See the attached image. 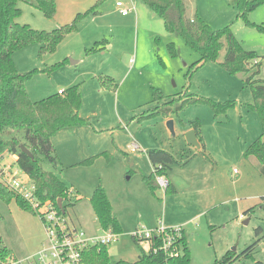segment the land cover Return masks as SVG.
<instances>
[{
  "label": "rangeland",
  "instance_id": "1",
  "mask_svg": "<svg viewBox=\"0 0 264 264\" xmlns=\"http://www.w3.org/2000/svg\"><path fill=\"white\" fill-rule=\"evenodd\" d=\"M118 1L55 0L51 14L35 0L18 1L16 21L46 32L98 8L54 50L41 52L35 41L13 54L17 69L31 72L26 87L34 101L81 87L80 114L88 121L57 131L58 165L44 162L72 190L64 202L67 219L88 234L102 235L91 203L102 186L123 228L108 245L115 262H134L150 250L148 241L132 236L138 228L182 226L191 264H215L229 250L239 255L233 264H264V175L257 158L245 154L262 133L257 112L248 106L253 92L246 81L255 71V79H264V3L245 18L231 0H186L189 17L198 12L213 29L230 25L243 48L259 54L260 65L253 60L250 72L233 74L221 64L225 49L218 61L192 68L200 54L168 30L159 13L144 0H120L135 5L123 16ZM97 41L107 49L88 53ZM100 76L116 85H104ZM189 96L204 99L185 101ZM209 100L229 104L216 111ZM171 119L175 134L168 127ZM197 119L201 148L186 137ZM150 149L167 150L177 159L165 174L175 191L145 181L153 173ZM3 158L15 162L10 155ZM0 216V245L18 257L41 248L46 232L37 213L0 198ZM252 245V253L242 256Z\"/></svg>",
  "mask_w": 264,
  "mask_h": 264
},
{
  "label": "trees",
  "instance_id": "2",
  "mask_svg": "<svg viewBox=\"0 0 264 264\" xmlns=\"http://www.w3.org/2000/svg\"><path fill=\"white\" fill-rule=\"evenodd\" d=\"M18 1L0 0V157L16 155V165L35 182L41 200L51 199L58 206L59 198H63V203L65 200H71L72 190L67 188L54 171L46 169L44 162L58 165L59 157L53 143V136L57 131L65 127L85 124L88 121V118L80 114L81 87L80 84H76L63 90L62 93L57 92L34 101L26 87L27 78L31 72H20L15 65L13 54L16 50L35 41L41 44V52L54 50L67 33L78 28L79 21L85 15L91 12L97 13L98 8L94 7L85 14L78 13L71 23L46 32L16 21L21 11ZM35 1L47 14L55 10V0ZM144 1L163 17L169 31L179 33L187 44L200 54V58L193 63L192 68L197 69L208 61H218L224 49L225 57L221 64L230 73L250 72L254 65H260L257 60L260 57L259 54L253 50H245L230 25L221 29H213L199 16L198 12L193 17H189L186 0ZM231 1L238 9V16L245 18L248 17L249 12L264 3V0ZM100 43L97 41L87 50L88 53L103 50L105 46L102 47ZM253 60L255 63L251 65ZM256 74L258 71L251 74L246 81L253 92V102L248 106L257 112L262 133L247 147L245 154L257 158L260 171L264 175V79H255ZM100 79L104 85H116L109 76H100ZM203 99V97L189 96L185 101ZM209 103L216 111L224 109L229 104L212 100H209ZM189 124L190 129L196 130L201 147H204L200 121L197 119ZM21 144L30 149L33 157L22 152ZM147 154L153 165V173L144 178L147 184L154 188L157 185L156 176L167 174V169L176 163L177 159L171 152L163 149H151ZM92 159L94 158L87 159L85 162ZM169 190H176L171 182L166 191ZM0 198L5 201L15 199L22 208L32 210L17 192L6 187L1 181ZM91 203L102 229L123 233L120 220L104 187L99 186L94 190ZM64 208L66 210V205ZM177 242L182 249L177 256L167 255L161 249L160 239H155L150 250L148 252L142 250L134 262L113 261L108 245L90 248L86 252V260L88 264H191V249L187 242L185 229ZM154 247L157 250H154ZM254 247L255 245L248 247L242 252V256L251 254ZM11 254L6 246L0 245V257L5 258ZM238 258L239 255L235 251L229 250L215 264H233Z\"/></svg>",
  "mask_w": 264,
  "mask_h": 264
},
{
  "label": "built area",
  "instance_id": "3",
  "mask_svg": "<svg viewBox=\"0 0 264 264\" xmlns=\"http://www.w3.org/2000/svg\"><path fill=\"white\" fill-rule=\"evenodd\" d=\"M117 6L124 16L135 10V5L128 6L123 1H118ZM62 91L59 92L62 93ZM133 146L140 147L137 142H134ZM10 156L17 159L16 155ZM234 171L238 172L236 168ZM0 181L17 192L31 206L32 210L40 216L46 232V239L37 251L23 257L13 254L5 258L0 257V264H88L86 252L90 248L109 245L120 238L121 234L111 229H103L102 235L88 234L70 222L53 200H41L37 193V185L16 165V162L0 157ZM156 182L165 191L170 185L165 175H157ZM183 229L182 226L175 228L161 226L153 231L138 228L132 236L137 241H148L150 248L155 239H160L161 249L167 255L177 256L182 252L177 240L182 236ZM154 250L157 248L154 247Z\"/></svg>",
  "mask_w": 264,
  "mask_h": 264
},
{
  "label": "water",
  "instance_id": "4",
  "mask_svg": "<svg viewBox=\"0 0 264 264\" xmlns=\"http://www.w3.org/2000/svg\"><path fill=\"white\" fill-rule=\"evenodd\" d=\"M168 127L170 129V131L175 134V130H174V120H169L168 121ZM187 141L188 143H190L191 145L197 146L198 148H201V143L198 139V135L195 129H190L187 134ZM20 148L22 150V152L28 154L29 156L33 157L32 152L30 151L29 148H27L24 144L20 145ZM58 206L60 207V209L62 210V212H66L65 208H64V204H63V198H59L58 199Z\"/></svg>",
  "mask_w": 264,
  "mask_h": 264
},
{
  "label": "crops",
  "instance_id": "5",
  "mask_svg": "<svg viewBox=\"0 0 264 264\" xmlns=\"http://www.w3.org/2000/svg\"><path fill=\"white\" fill-rule=\"evenodd\" d=\"M119 1H120V0H119ZM119 12H120V11H119ZM131 12H133V11H131ZM131 12H130V13H131ZM130 13H129V14H130ZM129 14H128V15H129ZM123 16H124V15H123ZM125 16H127V15H125ZM107 44H108V43H107ZM105 49H107L106 46L104 47L103 50H105ZM60 90H61V89H60ZM60 90H59V91H60ZM132 143H134V142H132ZM150 150H151V149H150ZM148 151H149V150H148ZM148 151H147V153H148ZM152 168H153V165H152ZM170 182H171V181H170ZM171 184H172V182H171ZM173 186H174V185H173ZM174 187H175V186H174ZM112 206H113V205H112ZM113 208H114V211H115V207H114V206H113ZM115 213H116V212H115ZM198 214H200V213H198ZM116 215H117V214H116ZM196 216H197V215H196ZM117 217H118V216H117ZM118 219H119V218H118ZM119 220H120V219H119ZM190 220H192V219H190ZM120 223H121V221H120ZM121 225H122V224H121ZM185 235H186V231H185ZM186 236H187V235H186Z\"/></svg>",
  "mask_w": 264,
  "mask_h": 264
}]
</instances>
